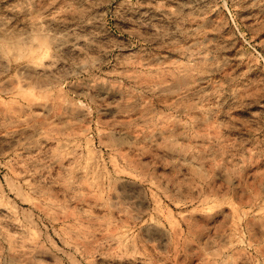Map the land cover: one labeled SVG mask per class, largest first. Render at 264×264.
I'll use <instances>...</instances> for the list:
<instances>
[{
    "label": "rangeland",
    "instance_id": "obj_1",
    "mask_svg": "<svg viewBox=\"0 0 264 264\" xmlns=\"http://www.w3.org/2000/svg\"><path fill=\"white\" fill-rule=\"evenodd\" d=\"M0 264H264V0H0Z\"/></svg>",
    "mask_w": 264,
    "mask_h": 264
}]
</instances>
